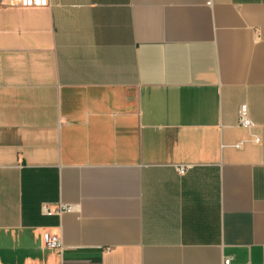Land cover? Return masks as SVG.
I'll use <instances>...</instances> for the list:
<instances>
[{"label": "crops", "instance_id": "obj_1", "mask_svg": "<svg viewBox=\"0 0 264 264\" xmlns=\"http://www.w3.org/2000/svg\"><path fill=\"white\" fill-rule=\"evenodd\" d=\"M226 257L264 264V0H0V264Z\"/></svg>", "mask_w": 264, "mask_h": 264}, {"label": "built area", "instance_id": "obj_2", "mask_svg": "<svg viewBox=\"0 0 264 264\" xmlns=\"http://www.w3.org/2000/svg\"><path fill=\"white\" fill-rule=\"evenodd\" d=\"M19 3L23 6H45L48 5L49 0H19ZM238 123L249 129L252 130L256 123L253 121V119L250 117L249 114V106L247 103L240 104L238 108ZM253 136V140L256 142L261 141V137L259 134L252 132L251 134ZM239 145V144H238ZM188 167V164H178L177 169L180 172H184ZM75 207L70 204H60L59 207L53 209L49 203L44 202L42 203V211L46 214H54V213H61L62 211H71ZM43 241L45 246L49 248L56 249L57 251L63 250V243L60 240L59 236L56 234H53L51 232H44L43 233ZM231 257H226L222 264H230Z\"/></svg>", "mask_w": 264, "mask_h": 264}]
</instances>
